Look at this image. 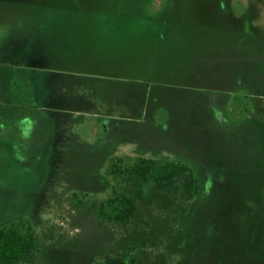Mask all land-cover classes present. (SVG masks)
Wrapping results in <instances>:
<instances>
[{
    "label": "rangeland",
    "instance_id": "obj_1",
    "mask_svg": "<svg viewBox=\"0 0 264 264\" xmlns=\"http://www.w3.org/2000/svg\"><path fill=\"white\" fill-rule=\"evenodd\" d=\"M169 2L0 0V120L32 119L16 156L0 141V228L27 219L40 264H264V0ZM116 158L178 161L199 191ZM114 190L127 227L97 217Z\"/></svg>",
    "mask_w": 264,
    "mask_h": 264
},
{
    "label": "trees",
    "instance_id": "obj_2",
    "mask_svg": "<svg viewBox=\"0 0 264 264\" xmlns=\"http://www.w3.org/2000/svg\"><path fill=\"white\" fill-rule=\"evenodd\" d=\"M261 113L262 116L254 119V124L261 130L264 146V109ZM110 173L128 183L136 177L152 181L159 192L168 193L172 200L185 203L192 201L199 191L193 170L178 161L157 163L148 158L133 161L116 158L110 163ZM136 211L135 200L115 190L110 197L96 203L99 221L112 227H127ZM41 247L37 233L25 218H17L0 228V264H40Z\"/></svg>",
    "mask_w": 264,
    "mask_h": 264
},
{
    "label": "flooded vegetation",
    "instance_id": "obj_3",
    "mask_svg": "<svg viewBox=\"0 0 264 264\" xmlns=\"http://www.w3.org/2000/svg\"><path fill=\"white\" fill-rule=\"evenodd\" d=\"M26 107H24L23 109L24 111L27 110ZM24 113H28V112H24ZM14 116L15 117L5 118L7 120L5 119H2V121L0 120V141H4V142L10 141L9 153H11L12 156L15 155L17 147L19 148V145H17L18 143H16L17 138L20 137V134L28 130V124H29V121L26 118L27 115L21 116L20 119H16L15 114ZM24 117L26 119H23ZM15 144H16V149H15ZM4 150H6L5 147Z\"/></svg>",
    "mask_w": 264,
    "mask_h": 264
},
{
    "label": "crops",
    "instance_id": "obj_4",
    "mask_svg": "<svg viewBox=\"0 0 264 264\" xmlns=\"http://www.w3.org/2000/svg\"><path fill=\"white\" fill-rule=\"evenodd\" d=\"M176 3H177V0H172V3L171 2H169L168 3V6L167 7H170L171 9H172V13H174L175 12V8H176ZM79 15V14H78ZM62 17V16H61ZM54 21V20H53ZM53 21L51 22V24H49V22L48 23H45V25L42 27V28H44L45 27V30H48V28H50V29H52V27H53ZM49 24V25H48ZM47 26V27H46ZM43 35H41V38L43 39V37H42ZM73 40L74 39H70V41H72L73 42ZM69 45H71V44H69ZM46 47H49V46H47V45H45ZM53 48V47H52ZM50 49H51V47H50ZM47 57H53V58H48L47 60H54V58H56L57 56L56 55H54V53H52V52H49L48 54H47ZM58 58V57H57ZM28 60V59H27ZM32 61H33V59H30V61H29V65H35V66H44V65H46V64H49L48 62H41V61H39V62H36V63H32ZM41 63H43V65H41ZM33 99V98H32ZM31 99V100H32ZM33 101V100H32ZM26 118H27V120L29 121V124H28V126L30 125V123L32 122V119H31V117L30 116H26ZM25 117L23 118V119H26ZM112 120L114 121V119H111V118H108V125H112V124H114V122H112Z\"/></svg>",
    "mask_w": 264,
    "mask_h": 264
}]
</instances>
